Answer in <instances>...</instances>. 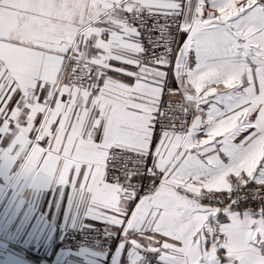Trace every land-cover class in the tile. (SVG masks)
Returning <instances> with one entry per match:
<instances>
[{
	"label": "snow or ice",
	"instance_id": "6c2138e0",
	"mask_svg": "<svg viewBox=\"0 0 264 264\" xmlns=\"http://www.w3.org/2000/svg\"><path fill=\"white\" fill-rule=\"evenodd\" d=\"M0 166L130 264H264V0H0Z\"/></svg>",
	"mask_w": 264,
	"mask_h": 264
},
{
	"label": "crops",
	"instance_id": "0c3cea01",
	"mask_svg": "<svg viewBox=\"0 0 264 264\" xmlns=\"http://www.w3.org/2000/svg\"><path fill=\"white\" fill-rule=\"evenodd\" d=\"M185 39L179 35L177 45ZM15 171L0 166V264H130L132 249L121 233L76 208L70 189L36 186L30 178H16ZM101 225L115 236L110 255L94 249L58 248L68 230L88 231Z\"/></svg>",
	"mask_w": 264,
	"mask_h": 264
},
{
	"label": "built area",
	"instance_id": "2783aa9c",
	"mask_svg": "<svg viewBox=\"0 0 264 264\" xmlns=\"http://www.w3.org/2000/svg\"><path fill=\"white\" fill-rule=\"evenodd\" d=\"M148 24L150 25L153 21L151 18L148 19ZM140 28L139 24L134 25ZM155 35V33L153 34ZM173 35L176 40L177 46L179 35H175L173 30ZM147 33H145V37ZM142 42L147 44V40L142 37ZM144 193L142 192L141 195ZM115 244V236L109 232L106 226L93 227L88 231L82 230H68L63 234L61 239L58 241L57 246L63 251L76 252L82 249H94L100 251L106 255H110L113 252Z\"/></svg>",
	"mask_w": 264,
	"mask_h": 264
}]
</instances>
